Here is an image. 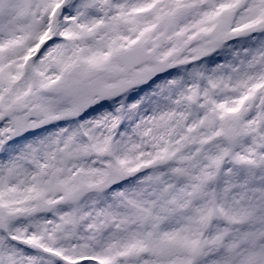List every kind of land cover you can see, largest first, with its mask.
I'll return each mask as SVG.
<instances>
[{
    "label": "snow or ice",
    "instance_id": "1",
    "mask_svg": "<svg viewBox=\"0 0 264 264\" xmlns=\"http://www.w3.org/2000/svg\"><path fill=\"white\" fill-rule=\"evenodd\" d=\"M0 264H264V0H0Z\"/></svg>",
    "mask_w": 264,
    "mask_h": 264
}]
</instances>
